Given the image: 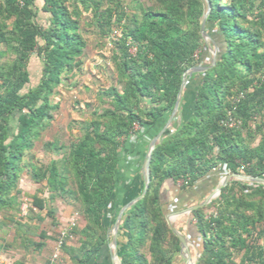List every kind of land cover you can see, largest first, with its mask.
<instances>
[{"label":"trees","instance_id":"1","mask_svg":"<svg viewBox=\"0 0 264 264\" xmlns=\"http://www.w3.org/2000/svg\"><path fill=\"white\" fill-rule=\"evenodd\" d=\"M41 1L39 6L37 0H0V58L13 56L0 60V249L11 247L8 228L26 252L40 253L47 245L44 230L36 234V225L10 213L22 211L19 181L28 170L47 196L25 194L26 215L37 211L40 222L46 211L54 220L52 204L60 198L77 205L85 219L84 227L71 231L79 245L63 246L73 264H88L107 242L105 209L118 185L120 149L136 133L135 125L143 128L139 139L146 144L142 136L155 137L170 117L183 74L211 64L200 32L210 5L205 28L217 49L215 65L186 78L179 110L153 149L146 192L123 216L120 264H174L181 245L165 218L166 181L191 188L221 163L231 173L264 177V0H134L130 16L120 0H108L105 9L102 0ZM83 11L92 12L103 35L123 27L121 37L110 40L117 84L100 94L109 107L92 110L80 122L81 135L68 149L44 144L63 154L39 166L32 149L53 120L57 105L51 97L79 67L87 46ZM33 54L42 62L41 76L24 91ZM189 216L200 239L195 264H236V257L237 264H264V185L232 179ZM35 234L39 241L32 239Z\"/></svg>","mask_w":264,"mask_h":264},{"label":"rangeland","instance_id":"2","mask_svg":"<svg viewBox=\"0 0 264 264\" xmlns=\"http://www.w3.org/2000/svg\"><path fill=\"white\" fill-rule=\"evenodd\" d=\"M102 1L103 9L111 6L108 0ZM120 1L122 2L125 13L130 16L136 6L135 1ZM37 3L41 6L42 1L37 0ZM39 16L43 21L46 18V14L43 12H40ZM80 23L82 33L87 40V46L84 50V55L81 58L79 67L74 69L72 73L63 77L62 84L56 89L55 94L51 97L52 102L57 105V108L52 113L53 120L44 131L41 138L34 142V147L32 149V153L34 154L33 162L39 166H45L51 160L60 159L63 154V151L56 154L53 151L46 150L44 144L46 142H57L60 145H65L68 149L71 143L81 135L79 129L80 122L89 119L92 110H102L109 107L108 100L105 97L100 96V94H103V91L109 86L117 84V73L112 62L113 43L110 41V35L106 36L101 33L100 28L95 23L92 12L83 11ZM121 27L122 26H120V28ZM113 28H117L118 31L121 30L118 25L113 26ZM214 30L215 29H213V31ZM210 41L211 40L209 39L205 42L210 54L209 59H213L210 48L213 50L214 45L211 44ZM4 49L5 48H3V50ZM12 57V54L7 52L0 58V60L1 62H5L11 60ZM207 62L209 63V60H207ZM41 70L42 62L36 54H33L28 63L30 81L26 84L24 91H27L38 84ZM138 130L139 127L136 125V131ZM143 139L146 142V145L151 141L150 137L147 135H145ZM144 165L145 161L143 162V168ZM178 184L181 185V182ZM42 187V183H35L31 178L29 171L24 170L19 181V189L22 192L20 195L22 211L19 213L11 211L10 213L15 215L17 219L21 218L22 221L36 225V234L41 230H44L49 236V239L45 240L47 243L46 247L40 253L33 250L26 252L19 246L18 240H13L14 229L8 228L6 231L7 243L11 244V247L0 249V264H12L15 260H22L26 263L29 258L32 259V261H40L42 264H73L66 254L60 256L56 262L52 261V255L55 252L56 241L60 229L70 225L72 220H74L73 227L79 228L85 224V219L77 205L60 198H57L52 204V206L56 208L54 220L46 216V211L41 213L43 221L40 222L35 218L37 211L30 212L26 215L28 211L27 201H29V197L25 194H37L40 197H46L47 193L41 191ZM55 222L57 223L56 225L54 224ZM36 234L32 236V239L34 241H39L40 238ZM122 237L125 238V234L122 235ZM65 243L75 247L78 246V236L72 234ZM196 257L197 256H194L193 260H195ZM234 262L237 264L239 262V257H236Z\"/></svg>","mask_w":264,"mask_h":264},{"label":"crops","instance_id":"3","mask_svg":"<svg viewBox=\"0 0 264 264\" xmlns=\"http://www.w3.org/2000/svg\"><path fill=\"white\" fill-rule=\"evenodd\" d=\"M146 146L143 140L133 138L132 136H130L128 142H126L118 173V185L109 199L103 219V224L108 230V239L101 249L90 258L88 264H120L119 249L125 243V238L122 237V235L126 234L125 224L123 223L124 214L119 222L116 247L112 242L113 226L121 209L132 202V200L141 193L144 183L143 162L145 161L144 159H146ZM228 170L227 165L221 163L217 169L200 179L196 185L184 190L180 188L179 184L174 185L172 182L166 181L161 188V197L166 204V208L169 209V213L175 212L174 208L178 206L193 205L198 203L200 198L204 199L223 180L225 175L231 173ZM172 209L173 211H170ZM189 215L190 213L173 216L172 222L174 226L193 243L194 246L190 247V254L193 259L194 256H197L195 246L199 248L198 242H200V239L198 238L195 221L190 220ZM84 225L80 226L79 229L84 227ZM115 250L117 251L116 256L114 254ZM63 254L62 251L61 256H63ZM184 262V256L179 253L175 257L174 264H184ZM24 264L42 263L40 261H32V259L29 258Z\"/></svg>","mask_w":264,"mask_h":264},{"label":"water","instance_id":"4","mask_svg":"<svg viewBox=\"0 0 264 264\" xmlns=\"http://www.w3.org/2000/svg\"><path fill=\"white\" fill-rule=\"evenodd\" d=\"M210 11V5L208 4L207 10L203 15L202 18V23H201V28H200V32L204 38L205 41H208L210 39V36L206 30V18L207 15ZM210 52L213 55V59L211 61V64L206 65V66H194L191 69H189L186 73L183 74V80H182V84L180 87V90L178 92L177 95V99L175 101L174 104V108L170 114V117L167 120L166 125L163 127V129L157 134L155 135V137H153L149 143V147L146 153V160H145V165H144V189L143 192L137 196L135 199L132 200V202H130L129 204L125 205L121 211L118 214L117 220L113 226V245L116 247L117 245V231H118V227H119V222L122 218V215L124 214V212L129 209L135 202H137L139 199H141L145 192L146 189L148 187V182H149V175H150V162H151V157H152V152L153 149L155 148L156 143L160 140V138L162 137L163 132L169 127V125L172 123L173 118L175 117L176 113L179 110V106H180V101H181V95H182V91L183 88L185 86V82H186V77L187 76H191L193 73L195 72H204L209 70L212 66L215 65L216 62V53H217V49L216 46H214V49L212 50L210 48ZM232 179H237V180H241V181H248L251 183H256V184H261L264 185V177L263 176H250V175H246V174H242L239 172H232L230 174H227L224 176L223 180L199 203L193 204L188 206L187 208H184L182 210H178L172 213H167L165 215L166 221L170 227V229L172 230V232L178 237V239L180 240V245H181V249H180V254L182 256H184L185 258V262L184 264H195L200 256V251L198 249V247L195 246L196 249V253H197V257L195 260L192 259L191 254H190V247L194 246L193 243L190 241L189 238H187V236H185L180 230H178L173 222H172V217L173 216H180L183 214H189L191 213L193 210L200 208V207H204L207 204H209L213 199L217 198L222 190L223 187H225ZM115 256L117 255V251L115 250Z\"/></svg>","mask_w":264,"mask_h":264},{"label":"built area","instance_id":"5","mask_svg":"<svg viewBox=\"0 0 264 264\" xmlns=\"http://www.w3.org/2000/svg\"><path fill=\"white\" fill-rule=\"evenodd\" d=\"M121 31V30H120ZM120 31H118L117 28H113L112 29V32L110 34V39L113 40V41H116L118 40L120 37H121V33ZM133 49V51H132ZM130 51L132 53H134L135 51V48H131ZM234 124L233 120L232 119H229V125L232 126ZM138 126V125H137ZM139 127V130L136 131V133L134 135H132L133 138H139V136L143 135V128L138 126ZM135 129H136V125H135ZM145 136V135H144ZM142 136V139L143 137ZM120 154L123 155L124 154V147H122L120 149ZM244 167L241 166L239 169H243ZM230 172V170H228ZM74 226V220L71 221V224L66 226L65 228H61L60 231H59V235H58V239L56 241V247H55V252L53 253L52 255V261L53 262H56L59 257L61 256L62 254V250H63V246L65 244V241L71 237V231H72V228Z\"/></svg>","mask_w":264,"mask_h":264}]
</instances>
